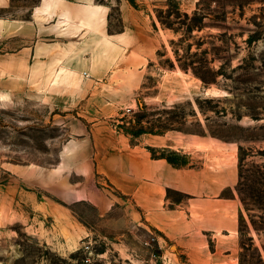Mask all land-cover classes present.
Returning <instances> with one entry per match:
<instances>
[{
  "label": "rangeland",
  "instance_id": "1",
  "mask_svg": "<svg viewBox=\"0 0 264 264\" xmlns=\"http://www.w3.org/2000/svg\"><path fill=\"white\" fill-rule=\"evenodd\" d=\"M37 1L11 0L8 8L0 7V17L27 18ZM153 4L163 43L144 68L140 88L108 122L133 144L150 133L130 137L120 127H138L134 119L140 115L149 122L144 126L164 130L159 135L204 134L233 144L236 193L240 199L238 187L243 190L248 207L240 199L234 263L264 264V0ZM158 12L171 28L159 22ZM111 13L113 30L119 25L116 7ZM75 114V109L16 92L0 100V195L9 186L5 193L13 196L20 186L37 197L34 207L28 198L14 199L12 208L7 206L9 219L0 203V264H196L145 221L130 195L96 170L94 147L82 146L71 133ZM183 152L189 154V167L200 165L201 152ZM82 155L88 157L90 173ZM11 165L37 174L40 185L18 182L20 177L8 170ZM52 176L57 184H51ZM73 186L101 191L105 210L90 199H70ZM167 195L172 205L185 199L175 191Z\"/></svg>",
  "mask_w": 264,
  "mask_h": 264
},
{
  "label": "crops",
  "instance_id": "2",
  "mask_svg": "<svg viewBox=\"0 0 264 264\" xmlns=\"http://www.w3.org/2000/svg\"><path fill=\"white\" fill-rule=\"evenodd\" d=\"M135 1L137 6L128 0H38L27 18L0 17V100L12 99L16 92L75 109L71 133L81 138L82 146L94 147L96 170L132 197L150 226L193 263L235 264L241 211L235 146L204 134L178 139L173 134H144L133 144L108 122L140 88L144 68L163 43L150 6L163 0ZM10 4L11 0H0L2 8ZM113 7L119 25L112 30ZM146 145L199 151L201 163L174 167L164 158H152ZM81 162L90 173L88 157L82 155ZM8 170L30 188L41 183L37 174H28L21 166ZM50 179L51 184L58 183L57 178ZM76 188H68L70 199H90L105 210L101 191ZM6 189L0 203L5 204L8 219L7 206L12 208L14 199L28 198L32 207L36 205L33 192L19 186L9 196ZM168 190L185 199L170 204Z\"/></svg>",
  "mask_w": 264,
  "mask_h": 264
},
{
  "label": "trees",
  "instance_id": "3",
  "mask_svg": "<svg viewBox=\"0 0 264 264\" xmlns=\"http://www.w3.org/2000/svg\"><path fill=\"white\" fill-rule=\"evenodd\" d=\"M128 1L132 5L137 6V3L135 0H128ZM170 1L171 0H167V4ZM176 9L178 10V6ZM110 15H112V13H110ZM156 17L162 25L171 28V25L169 24V22L164 20V17L162 16L161 12H158L156 14ZM154 27H155V24H154ZM196 75L200 77L204 83H206V80L205 78H203V76H201L197 72H196ZM140 109H143L142 105L140 106ZM144 117H145L144 115H140L139 117L136 116V118L134 119V124L137 125L138 127H135L134 129L124 128V127H120V128L130 137L132 136L136 137L142 133H150V134H163L164 133V130H162V128L160 129L159 127L152 128L150 126L149 127L144 126L143 125L144 122L148 123L149 125V122L143 121ZM146 149L150 152V155L152 158H164L166 159L168 163H170L174 167L180 168V167H186L190 165L188 162L189 154H187L186 152L170 149L169 147L156 148L152 146H146ZM169 191L170 190H168V192ZM238 193H239L242 203L246 206V208H248L246 198L243 196V190L240 187H238Z\"/></svg>",
  "mask_w": 264,
  "mask_h": 264
}]
</instances>
